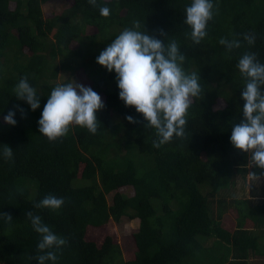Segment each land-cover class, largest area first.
Returning a JSON list of instances; mask_svg holds the SVG:
<instances>
[{
    "label": "trees",
    "instance_id": "obj_1",
    "mask_svg": "<svg viewBox=\"0 0 264 264\" xmlns=\"http://www.w3.org/2000/svg\"><path fill=\"white\" fill-rule=\"evenodd\" d=\"M49 1L0 0V144L14 151V161L0 159V215L12 217L0 216V264H38L40 237L29 211L67 239L56 264H264V169L229 139L243 118L238 60L254 52L264 63V0H214L200 44L184 22L190 0H98L95 6L74 0L61 14L44 12ZM104 5L108 17L100 15ZM135 20L166 43L176 40L184 69L201 79L185 135L159 148L155 130L119 99L115 73L96 63ZM245 33L255 35L253 45ZM222 37L240 39L241 46L228 52ZM73 76L100 94V124L95 134L72 125L49 141L39 132L41 110L52 88ZM21 77L40 96L35 111L15 96ZM10 110H16L15 126L3 119ZM249 174L260 184L250 188L252 198L262 200L256 204L232 199L246 195ZM47 194L64 198L58 211L36 207ZM236 201L241 210L229 231L222 217ZM124 218L139 224L123 243L89 237L90 230Z\"/></svg>",
    "mask_w": 264,
    "mask_h": 264
},
{
    "label": "clouds",
    "instance_id": "obj_2",
    "mask_svg": "<svg viewBox=\"0 0 264 264\" xmlns=\"http://www.w3.org/2000/svg\"><path fill=\"white\" fill-rule=\"evenodd\" d=\"M98 0H87L95 6ZM110 8L99 9L100 15L108 17ZM214 15V0H190L185 7V24L191 29L194 44L207 37L208 22ZM163 34V33H162ZM166 37V35H165ZM255 35L244 34L249 45L255 43ZM219 43L228 52L241 46L240 39L221 38ZM184 53L176 40L165 42L141 30V22L133 21L132 27L123 29L96 57V63L109 73H115L118 96L124 105L141 114L145 126L155 130L156 148L169 143L174 137L185 135L188 110L193 99L201 93L200 76L186 72L183 67ZM237 68L244 78L241 98L243 118L232 125L229 137L232 146L251 155L252 165L264 169V63L254 52H245L238 60ZM66 83L52 88L41 110L38 120L39 132L49 141H55L68 134L72 125L86 128L95 134L100 124L96 113L104 107L102 98L91 86L66 78ZM15 96L35 111L40 108V96L27 77H21L14 88ZM22 115L24 110L19 108ZM16 110L4 115V122L15 126ZM129 123H135L132 115L126 116ZM0 159L14 161V151L0 144ZM254 175V174H253ZM64 198L54 194L45 195L38 208L58 211ZM33 230L39 234L36 256L38 264H56L58 253L67 244V239L57 234L40 215L26 213ZM11 220L10 215H0Z\"/></svg>",
    "mask_w": 264,
    "mask_h": 264
},
{
    "label": "rangeland",
    "instance_id": "obj_3",
    "mask_svg": "<svg viewBox=\"0 0 264 264\" xmlns=\"http://www.w3.org/2000/svg\"><path fill=\"white\" fill-rule=\"evenodd\" d=\"M73 4H74V0H50L49 2L43 5V10L46 13L52 12L55 14H61L65 12L67 9H69ZM59 78H60L58 79L59 82H62V80L64 79L63 76H60ZM71 79H74L76 82L81 83L79 79L76 78L75 76L71 77ZM249 179L251 181L250 182L251 185L253 181L251 174H249ZM81 183H83V181H78V184ZM74 184L77 185L76 180L74 181ZM240 186L242 187V185ZM124 193L129 194L130 190H126ZM242 195L243 194H240L238 196H242ZM234 198H236V196H234ZM237 200L240 201L244 199H237ZM238 201H236L237 205H234L231 211L228 209L227 214L222 217V225L226 230L232 231L236 227L237 218L239 217L241 210V202ZM138 224L139 222L137 221H131L127 218H124L121 223L111 222L106 224L101 229L90 230L89 237L101 243L104 241L105 237L113 236L116 237L115 239H117L118 242L123 243V240L126 239V237L130 236L132 233L137 231ZM245 226L247 229H252L253 223L249 221ZM200 241L206 242V240H203V238H200Z\"/></svg>",
    "mask_w": 264,
    "mask_h": 264
},
{
    "label": "crops",
    "instance_id": "obj_4",
    "mask_svg": "<svg viewBox=\"0 0 264 264\" xmlns=\"http://www.w3.org/2000/svg\"><path fill=\"white\" fill-rule=\"evenodd\" d=\"M252 184L250 185V179H249V175H248V178H247V181H246V183H245V186H248L247 188H246V190H247V194L246 195H242V196H236V199H244V200H249V199H251L252 201H253V203H257V202H260V201H264V198H261L262 200H260L258 197H254V198H252V196L250 195V188H251V186L252 185H254L255 187H259L260 186V184L262 185V186H264L263 184V182H262V180H260L261 182H260V184L258 183V180H256V178H252ZM255 182V183H254ZM232 199H234V197L232 198ZM243 200V201H244ZM234 206H232V207H230L229 208V210L231 211L232 210V208H233ZM227 212H228V210L226 211V213L224 214V215H226L227 214ZM249 222V221H248ZM236 226H237V223H236Z\"/></svg>",
    "mask_w": 264,
    "mask_h": 264
}]
</instances>
